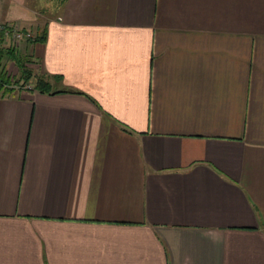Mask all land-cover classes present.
<instances>
[{
    "label": "crops",
    "instance_id": "obj_1",
    "mask_svg": "<svg viewBox=\"0 0 264 264\" xmlns=\"http://www.w3.org/2000/svg\"><path fill=\"white\" fill-rule=\"evenodd\" d=\"M40 2L0 0L50 84L0 94V264H264V0Z\"/></svg>",
    "mask_w": 264,
    "mask_h": 264
},
{
    "label": "trees",
    "instance_id": "obj_2",
    "mask_svg": "<svg viewBox=\"0 0 264 264\" xmlns=\"http://www.w3.org/2000/svg\"><path fill=\"white\" fill-rule=\"evenodd\" d=\"M43 39L42 34L38 35L37 39L34 38L36 41H41ZM5 54L7 58L12 61L17 68L21 71L22 77L21 81L23 84H29V82L33 81V89L39 90L41 92H46L42 89H50V84L45 80V77H34L32 70L27 67V64L31 63V59H28V57H20L16 54L15 50L13 48H9L5 51ZM2 58L3 55H0V94L4 95L7 94V92H12V86L15 85V83L11 80V78L7 75L4 66L2 65ZM59 78V77H55Z\"/></svg>",
    "mask_w": 264,
    "mask_h": 264
},
{
    "label": "rangeland",
    "instance_id": "obj_3",
    "mask_svg": "<svg viewBox=\"0 0 264 264\" xmlns=\"http://www.w3.org/2000/svg\"><path fill=\"white\" fill-rule=\"evenodd\" d=\"M45 1H47V2H45ZM53 0H50V1H48V0H41V2L40 3H42L41 4V6H39V8L40 7H44L45 9H50V7H51V4L52 3H50V2H52ZM36 10V13H38V14H41V15H44L42 12H40L37 8H35ZM38 14H36V15H38ZM44 16H47V15H44ZM38 18H44V17H41L40 15H38ZM41 19V20H42ZM32 36H33V38L31 39V40H26V39H24V40H22V41H20V42H18V43H12V41L11 40H9V39H7L9 42H7V41H4L3 39H1L2 37H0V55H3V58H2V65H4L5 66V71H6V73H7V75L11 78V80L15 83V85H14V89H17V90H30V88H31V86H32V88H33V81L31 80L30 82H29V84L30 85H25V84H23V82L21 81V77H22V74H21V71L17 68V66L12 62V61H10L8 58H7V56H6V54H5V51L7 50V49H9V48H13V49H16L17 48V46L19 45V44H21V42H27V41H29V42H33V40H34V38H35V36L32 34ZM5 45H6V47H5ZM15 52H16V50H15ZM18 52H16V54H17ZM18 56H20V57H22L20 54H17ZM27 67H28V65H27ZM29 68V67H28Z\"/></svg>",
    "mask_w": 264,
    "mask_h": 264
},
{
    "label": "built area",
    "instance_id": "obj_4",
    "mask_svg": "<svg viewBox=\"0 0 264 264\" xmlns=\"http://www.w3.org/2000/svg\"><path fill=\"white\" fill-rule=\"evenodd\" d=\"M0 34L4 36V38L11 40L12 43H18L24 39L31 40L33 38L30 32H21L18 29L12 27H0Z\"/></svg>",
    "mask_w": 264,
    "mask_h": 264
}]
</instances>
